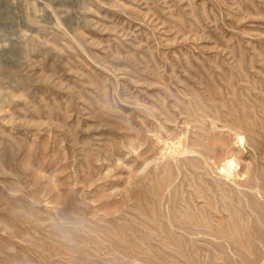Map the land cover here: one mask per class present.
Here are the masks:
<instances>
[{
	"label": "rangeland",
	"instance_id": "1",
	"mask_svg": "<svg viewBox=\"0 0 264 264\" xmlns=\"http://www.w3.org/2000/svg\"><path fill=\"white\" fill-rule=\"evenodd\" d=\"M0 264H264V0H0Z\"/></svg>",
	"mask_w": 264,
	"mask_h": 264
},
{
	"label": "bare ground",
	"instance_id": "2",
	"mask_svg": "<svg viewBox=\"0 0 264 264\" xmlns=\"http://www.w3.org/2000/svg\"><path fill=\"white\" fill-rule=\"evenodd\" d=\"M239 140H241L239 138ZM241 144V143H240ZM184 146V145H183ZM186 146V144H185ZM204 146V145H203ZM189 147V146H188ZM206 147H208V145H206ZM205 148V147H204ZM186 150V148H184ZM183 149V151H184ZM188 152V151H186ZM195 152V151H194ZM191 153V152H190ZM236 166H237V162L235 160V158H230L227 160L226 162V166L224 167V169L222 170V173L226 176L225 178H230L233 177L234 175H237L236 173ZM238 177V176H237ZM232 179V178H231Z\"/></svg>",
	"mask_w": 264,
	"mask_h": 264
}]
</instances>
